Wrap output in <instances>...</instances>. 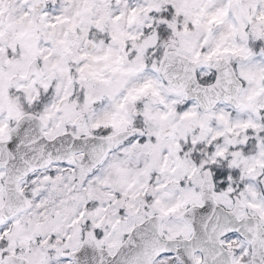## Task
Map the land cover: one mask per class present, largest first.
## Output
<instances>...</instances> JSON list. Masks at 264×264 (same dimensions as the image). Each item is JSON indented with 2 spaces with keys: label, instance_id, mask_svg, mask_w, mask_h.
<instances>
[{
  "label": "snow or ice",
  "instance_id": "6c2138e0",
  "mask_svg": "<svg viewBox=\"0 0 264 264\" xmlns=\"http://www.w3.org/2000/svg\"><path fill=\"white\" fill-rule=\"evenodd\" d=\"M0 264H264V0H0Z\"/></svg>",
  "mask_w": 264,
  "mask_h": 264
}]
</instances>
